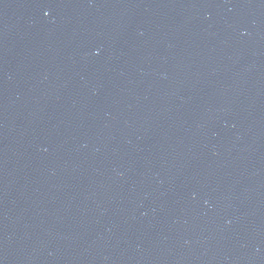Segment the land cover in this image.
<instances>
[{
	"label": "water",
	"instance_id": "water-1",
	"mask_svg": "<svg viewBox=\"0 0 264 264\" xmlns=\"http://www.w3.org/2000/svg\"><path fill=\"white\" fill-rule=\"evenodd\" d=\"M0 264H264V0H0Z\"/></svg>",
	"mask_w": 264,
	"mask_h": 264
}]
</instances>
